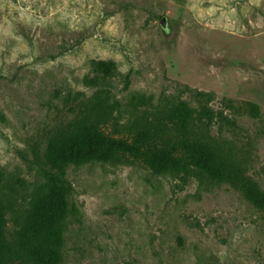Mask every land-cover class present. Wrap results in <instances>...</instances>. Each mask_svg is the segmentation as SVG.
Segmentation results:
<instances>
[{"label": "rangeland", "instance_id": "obj_1", "mask_svg": "<svg viewBox=\"0 0 264 264\" xmlns=\"http://www.w3.org/2000/svg\"><path fill=\"white\" fill-rule=\"evenodd\" d=\"M97 92L121 126L157 116L170 154H123L134 130L111 123L54 150ZM199 93L232 120L190 132L228 153L216 171L159 122ZM104 146L118 159L88 156ZM1 175L31 195L9 231L28 224L51 264H264V0H0Z\"/></svg>", "mask_w": 264, "mask_h": 264}, {"label": "trees", "instance_id": "obj_2", "mask_svg": "<svg viewBox=\"0 0 264 264\" xmlns=\"http://www.w3.org/2000/svg\"><path fill=\"white\" fill-rule=\"evenodd\" d=\"M105 63H103L104 65ZM197 100L200 106L193 109L186 101H179L172 108L168 109L163 118L161 117V124H170L178 130L182 136L175 139L173 153L178 152L186 155V159L190 164L197 165L203 171H216L219 169V164L224 159H228V153L220 150V147H212L211 137L199 136L194 134L191 137V131L197 124L210 123L212 126H218L221 130L224 125H232V120L220 110H214L208 104L211 101V95L205 93L197 94ZM115 104L118 101L114 102ZM104 104L108 101L99 95L97 92L94 97L86 103H81L82 109L79 112L78 121L70 124L66 130L58 133L54 138V150L60 147L71 148L73 142L79 141L81 138L84 141L97 138L103 132V129L112 124L117 129L125 128L130 132L134 130V143L131 147L123 148L121 152L126 153H139L146 151L153 153L161 151L166 155L170 154L169 143L171 140L170 135L166 131H160L155 137L152 136L150 128L147 124H154V120L137 119L133 117V121L120 124V120L114 117V112H110L109 108L105 109ZM245 112L251 116L256 117L258 108L255 104H246ZM232 109H235L232 107ZM118 114H121L118 111ZM72 140H74L72 142ZM160 143V146H158ZM197 145L189 151L188 149L193 145ZM158 147H160L158 150ZM197 147L200 149L199 156L197 155ZM118 148L109 149L105 146L102 149L92 151L88 154L93 160H108L109 158H117L116 154ZM116 154V155H115ZM51 180V179H50ZM250 200L254 204L264 206V194L249 189L248 192ZM29 193L25 189L24 182L20 179L7 180L3 175L0 176V264H51L46 253V244L41 247L34 248L35 240L31 233V227L25 224L20 233L14 234L9 231L8 224L9 218L14 213H17L18 208H23L30 203ZM20 205V206H19ZM17 226V220L13 223Z\"/></svg>", "mask_w": 264, "mask_h": 264}, {"label": "water", "instance_id": "obj_3", "mask_svg": "<svg viewBox=\"0 0 264 264\" xmlns=\"http://www.w3.org/2000/svg\"><path fill=\"white\" fill-rule=\"evenodd\" d=\"M165 23H166V18H162L161 24L165 25Z\"/></svg>", "mask_w": 264, "mask_h": 264}]
</instances>
